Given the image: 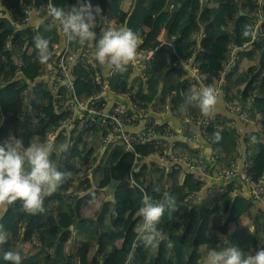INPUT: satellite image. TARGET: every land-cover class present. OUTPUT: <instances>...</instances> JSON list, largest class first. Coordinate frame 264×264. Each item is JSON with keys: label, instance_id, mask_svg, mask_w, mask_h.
Returning a JSON list of instances; mask_svg holds the SVG:
<instances>
[{"label": "trees", "instance_id": "1", "mask_svg": "<svg viewBox=\"0 0 264 264\" xmlns=\"http://www.w3.org/2000/svg\"><path fill=\"white\" fill-rule=\"evenodd\" d=\"M44 1L48 0H0V10L3 13V16L0 17V141L11 133L22 139L26 147L33 137L41 140L46 139L47 133L54 130V126L67 117V113L55 112L54 97L48 85L37 79L41 64L37 57L39 52L34 43L36 36H42L48 41L57 43L61 41V37L55 34L54 28L43 24L38 25L36 31H33L31 27H17L13 23V18L16 15L25 16L24 12L28 9V3L32 2L31 6L37 7ZM52 1L55 6L65 10L77 2V0ZM81 2H90L93 7L99 5L102 9L101 16H97L94 21L93 30L96 34L101 32L102 19L123 21L124 26L139 34L141 42L138 49L153 52L152 59L146 68V81L131 69L115 75L110 80L113 91H128L131 94V100L143 103L144 107L153 106L156 111L162 110L170 97L173 105L185 102V94L191 86V76L185 70L172 69V63L176 59V54H192L193 44L189 39L193 32L198 31L196 27L198 21L205 26V37L201 41L203 51L199 53L200 57H198L204 76L220 75L221 61L228 58L231 43L250 44L249 47L252 46V50H242L240 54H245L249 58L253 51L258 52L261 57L259 66L264 68V37L259 41H252L248 16L255 10L252 0H209L203 8L200 5L201 0H81ZM231 21L234 22L231 30L232 36L229 35L227 29V24ZM246 26H248L247 35L245 34ZM262 28L264 32V23ZM162 30L166 31L169 41L173 37L175 38L173 46L168 45V47L160 39ZM8 40L12 46L9 49L5 48ZM21 41H24V46L20 51L18 46ZM72 41L76 47L83 46V42H80L79 39ZM84 42L86 45H92L94 40ZM19 51L21 54L18 53ZM17 60H23L25 63L19 75L15 73ZM238 60L229 69L228 79L230 83H241L237 91L239 100L246 107L250 117L263 118L264 128V88L260 89V82H258L255 72L249 77L247 71H242L247 67L253 68L252 71H254L258 65L250 60L239 69ZM92 71L91 67H78L77 91L79 94L90 95L95 91V84L91 77ZM171 83L175 86H171ZM30 90L31 93L34 92V96H28L26 100L25 97L30 94ZM226 91L230 92L229 83L226 86ZM255 91L259 95L256 96V100L253 98L248 100ZM174 92L175 94H173ZM114 94L117 96V93ZM25 100L28 104L39 101L43 105V116L39 125L27 123L21 126L19 131H15L14 128L9 129L8 117H15ZM115 102L117 101L113 103ZM247 106L251 110L250 112ZM178 111L181 109L178 108ZM185 112L189 114L201 113L200 110ZM225 118L227 119V117ZM163 127L158 124L159 129H163ZM87 134L96 135L95 140L92 137V146H89L85 141L84 135ZM244 134V137L248 136L259 151L264 150V142L261 140L264 133L252 129ZM106 135L105 126L99 123L85 128L78 136L74 130L67 140L68 143L74 141L71 149H68V153H62L59 150L53 153L51 159L55 164L57 163L58 169L70 173V176L55 191V195L45 198L43 213L32 215L25 212L21 201H16L12 205L0 206V224H3L8 236L6 243L0 244V264H9L3 260V251H8L11 248L13 238L16 239L19 236L20 229L24 224H26V228L22 240L38 241L36 245L41 244L46 252L51 248L55 250L54 256L47 254L44 258H41L40 254L21 256V264H52L53 260L66 261L64 243L57 231H66L72 226L77 230L76 243L79 246V250L74 256L79 258L81 264H86L88 254L93 251L95 245H99V248L91 259V263L130 264L128 256L135 242L138 245L135 247L132 264L144 262H148V264H203L205 259L203 249L207 245L224 246L225 239L217 234L214 226L210 225L212 223L208 219L209 212L210 216H213L212 213H219L225 207L227 208V220L244 223L243 216L248 209L251 197L243 193L230 195L231 184L227 185L220 194L204 199L208 201L201 207L203 215L200 219H196L193 214L198 204L195 207L189 206L195 209L192 210L191 217L187 220L176 216V213L183 208L186 202H189V199L186 200V198L190 194H199L203 190L204 183L199 181L194 173L186 170L180 172L181 170L178 169L171 173L168 172V174L162 170L158 180L150 181L141 179L139 173L137 175L139 186L134 189L130 188V170L135 154L133 151L126 150L121 142H112L107 145L104 154L100 155V161L92 173V178L86 179L87 187L77 193L74 198H69L71 197L69 191L74 181L71 173L79 174L84 171L83 166L74 169L75 163L84 161L90 156L100 141L102 144V139ZM62 137L60 136V138ZM241 137L243 136L238 132V129L233 128H223L212 133L213 142L210 145L218 156L214 162L215 167L225 168L232 165L218 163V161L223 162L228 154L236 150ZM57 148L59 149V146ZM137 150L143 155L139 166L140 170L144 167V159L154 154L155 148L149 145H139ZM259 151L253 152L251 155V166L258 176L264 173V169H259L261 164L257 165L261 161ZM183 174L185 176L182 180ZM112 178L122 180L116 192L115 202L104 203L101 200V206L93 215L84 214V208L91 204L92 192L90 190L93 185L99 188L94 193L99 192L102 196L105 192L100 189L106 186ZM165 179L172 180V184L169 186L166 183L158 185L159 181ZM165 192L175 198V210H166L157 227L172 241L173 247L170 249L167 247L166 241L162 242L157 248L156 259L152 260L156 248L145 247L142 242H138L137 224H134V221L145 194L154 200H162ZM52 196H54L53 206ZM212 205L213 208H211ZM195 213L197 214V212ZM32 229H36L35 238L30 234ZM10 234L12 236H9ZM226 238L228 239L226 246H236L241 249L239 245L241 235L238 232L232 233V235L229 232ZM255 240L258 241L257 236ZM118 241H122L121 247L116 246ZM241 250L247 254L243 249ZM168 251L171 253L169 259L167 258ZM98 256L103 257L102 261H98Z\"/></svg>", "mask_w": 264, "mask_h": 264}, {"label": "built area", "instance_id": "2", "mask_svg": "<svg viewBox=\"0 0 264 264\" xmlns=\"http://www.w3.org/2000/svg\"><path fill=\"white\" fill-rule=\"evenodd\" d=\"M208 1L201 0L200 5L202 8ZM31 3H28V9L24 12V17L14 15L13 23L17 27H31L33 31H36L38 25L43 24L54 28L55 34L61 37V41L58 43L49 41L50 59L43 63L41 60L39 61L41 68L37 79L48 85L54 97L55 112L59 114L67 113V117L64 120H60L54 126V130L52 129L47 133L46 139L52 140L57 146H60V142H63L64 139H69L72 131L75 130V134L78 136L85 128L92 127L101 121L100 125L105 126L107 132V135L102 139V145H107L110 140V143L121 142L126 150L133 151L135 154L134 163L130 170V188L133 189L139 186L137 175L139 174L138 169L143 155L137 150V146L149 145L155 148L153 155L165 164L162 168L166 169L167 172L186 169L188 172L194 173L196 178L204 183L203 188L206 189L210 188L209 185L214 182L220 183L223 186L222 189L231 184V190L234 192H239V190L246 188L251 200L258 205L259 214L264 213V173L259 176L256 175L251 163L248 162L244 165L233 163L225 168L215 167L214 162L218 156L214 150L209 156L203 148L197 151L185 149L184 146L174 140L175 134L171 126L163 125V129H159L158 124L160 122L155 117V115L170 114L173 117H179L185 123L198 125L208 143L211 144L213 142L212 133L224 128V126L220 125L219 117L214 112L208 116L202 113L189 114L187 112H179L171 104V97L167 99L164 109L156 111L153 106L144 107L143 103L133 102L128 91L121 90L116 92L111 89L110 80L115 75L129 69L137 72L140 78L146 81V68L152 59V51L146 52L138 49L136 60L129 64L125 71H117L106 65H100L94 57L97 42L103 32L109 27L120 28L118 21H105L102 19L101 32L96 34L93 44L86 45L83 42L82 47H76L72 40L69 41L62 34L58 22L47 15L50 6L54 5L52 0L44 1L37 7L31 6ZM252 3L255 5V10L248 15L252 41H259L264 37L262 28L264 23V0H252ZM73 5H77V2L68 6L66 11L70 10ZM33 15L40 19L39 23H32ZM1 16H3L2 12L0 13ZM121 27H124V25ZM196 27L198 31L189 39L193 44L191 47L192 54H176L172 69L187 71L191 76L192 89H199L202 85H211L218 89L222 97L227 100L226 106L230 113L243 122L252 121L246 107L241 102L229 99V92L227 93L226 91L228 83L225 78L231 66L239 59L240 51L248 50L250 44L231 43L228 58L221 61L220 73L222 76L220 74L216 84H213L210 81L212 76H204L198 60V57H200L199 53L203 51L201 41L205 37V26L198 21ZM173 43L171 46L174 45ZM11 47L8 40L5 48L9 49ZM37 57L39 58V55ZM24 66L23 60H20L19 63L17 62L16 75L22 72ZM79 66L93 68L91 77L95 84V91L90 95H81L77 91V70ZM108 92L117 93L120 99L115 103H111L108 99ZM142 121L143 126L140 130H128L130 127L139 126ZM232 124L234 125L235 121H232ZM60 136L63 137L60 138ZM73 144L74 141L68 143V149H70L69 145L73 146ZM134 245L137 247L138 244L135 242Z\"/></svg>", "mask_w": 264, "mask_h": 264}, {"label": "clouds", "instance_id": "3", "mask_svg": "<svg viewBox=\"0 0 264 264\" xmlns=\"http://www.w3.org/2000/svg\"><path fill=\"white\" fill-rule=\"evenodd\" d=\"M101 12L99 5L93 7L90 2L77 0V5L67 11L52 5L47 15L58 22L62 34L69 41L79 39L84 42L96 39L94 21L101 16ZM247 29L248 26L246 35ZM140 42L139 34L126 26L109 27L97 42L95 60L100 65L125 71L136 60ZM34 43L41 62H47L50 59L49 41L36 36ZM221 99L222 94L211 85L190 89L185 94V102L197 106L205 116L215 111ZM58 150L66 153L68 145H60L58 149L52 140L33 137L25 147L22 139L11 133L0 141V206L21 201L25 212L32 215L43 213L45 198L70 176V173L60 171L51 159ZM166 210H175V198L170 193L165 192L162 200H154L147 194L143 196L137 213L141 218L137 225V236L138 242L145 247L158 248L165 241L168 248L173 247L172 241L157 227ZM7 239L4 226L0 224V244L6 243ZM223 245L210 248L203 264H264V247L255 250L254 254H245L239 247L226 246V237ZM135 247L129 252V261L134 258ZM3 260L9 264H21L22 257L19 251L8 250L3 253Z\"/></svg>", "mask_w": 264, "mask_h": 264}, {"label": "crops", "instance_id": "4", "mask_svg": "<svg viewBox=\"0 0 264 264\" xmlns=\"http://www.w3.org/2000/svg\"><path fill=\"white\" fill-rule=\"evenodd\" d=\"M0 13H1V10H0ZM116 21H118V25L120 27L123 26L121 21H119V20H116ZM39 22H40V19L38 17H36L35 15H33L32 16V23L37 24ZM160 39L167 46L168 45L171 46V44L173 43V40H174V38L171 39V41H169L167 39V33L165 30H162V32L160 34ZM249 50L250 51L252 50V46L249 47L248 51ZM250 60L254 61V63H256V65H258L257 69H255L252 72L256 73V77L258 79V82H260V89L264 88V68H261L259 66V63L261 61V57H260V54L258 52L253 51L252 55L249 58H247V55H245V54L244 55L240 54V58L238 60L239 69H241L243 67V65L246 62L248 63ZM172 66H173V64H172ZM247 68H249V67H247ZM242 71H247V70H246V68H243ZM229 73H227L225 75L227 83H229V89H230L229 99L241 102L239 100V97L237 94V91H238L241 83L240 84H238L236 82L230 83V81L228 79ZM221 76H222V74H221ZM218 77L219 76H213L211 82L213 84H216ZM171 86H175V85L171 83ZM190 89H192V86L189 87L188 91ZM172 91H175V90H172ZM173 94H175V92ZM256 96H259V95L255 91L254 94H251V96L248 98V100H251L252 98L256 100V98H257ZM108 99L111 103H113L114 101H118L120 98H119V96H116L114 93L108 92ZM226 102H227V100L222 97L221 102L217 105V107L214 111V114L217 117H219L220 125L224 126V128H227V129H232V128L238 129V132L243 137H241V140L238 141V146H237L236 150H234L230 154H228L224 158L223 162H219L220 161L219 160L218 163H225V164L235 163V164H240V165H244L246 162L251 163L252 162L251 155L253 154V152H258L259 149L254 146L253 142L248 138V136L244 137V135H245L244 133L251 131L252 129H255V130H258V131L264 133V128L262 125L263 124V118L251 116L252 121H250L248 123L243 122V121L237 119V117L234 114H232L228 111L227 106H226ZM175 104H174V107L177 110H178V108L181 109V111H179V112H185V111L196 112V111L200 110L194 104H187L186 102H183L180 104L177 103V105H175ZM247 108L249 110L248 106H247ZM155 117L158 119V122H160L161 125L171 126V128L173 129L174 134H175L174 140L177 141L178 143H180V145L184 146L185 149L197 151L198 149L203 148L208 153V155L211 156V154L213 152L212 145H210L208 143L206 137L202 134L201 128L198 125H195L192 123H185V122L181 121V119L179 117H173L170 114L155 115ZM225 117H227V119ZM232 121H235L234 125L232 124ZM142 126H143V121H142V123H140L139 126L130 127L128 130L129 131H138L142 128ZM192 137H194V138H192ZM261 140L264 142V134H262ZM261 153H264V150L259 151L260 156L262 155ZM143 164H144L143 169L145 171H141L143 169H140V170L138 169V171L141 175L140 178L143 180L146 178L149 179V176L147 174L148 170H153L152 172H154L156 177H158V178L162 174V170H164V172L166 174H168L167 170L162 168L165 166V164L162 163V161L159 160L153 154L148 156L147 158H145L143 161ZM259 164H261L259 166V169L263 170L264 169V158L262 156H261V161L257 165H259ZM157 169L159 170V172ZM183 170L185 171L186 169H182L180 172H183ZM184 176H185V174H183L182 180L184 179ZM158 185H161V184L158 182ZM209 187H210L209 189L203 188V190L199 194L198 193L190 194L189 197L186 198V200L189 199L188 201H191L190 206L193 207L194 205L198 204L196 209L199 208L201 210V207H203L204 204H207V201H208V200H204V199L209 198V197H214L215 195L223 192V189H222L223 186L220 183H216V182L211 183L209 185ZM72 191H69V192H72ZM206 193L209 196H207ZM239 193L240 194L243 193L247 196H250V194L246 188L239 190V192H234L233 190H230V192H229L230 195H235V194H239ZM52 195H55V192ZM103 195H104V193L102 194V196ZM102 196L100 195V198ZM102 199H103V197H102ZM51 201L52 202L54 201V196L51 197ZM91 203H92V200H91ZM53 204H54V202L52 203V206H53ZM100 206H101V204H100ZM224 208H222V210L219 211V213H212V215L215 217L223 215V217L221 219H217L213 216H210V212H209L208 219H209V222L212 223L210 225L212 227L213 226L215 227L217 234H219L220 236L225 238L228 236L229 232L231 233V235H232V233L238 232L239 235H241L239 245H240L241 249H243L247 254H254L255 250L264 247V213L259 214L258 209H257L258 205H256L252 200L250 201L248 209L243 216L245 219L244 223H239L237 221L227 220V217H226L227 208H225V209ZM25 228H26V224H24L21 227L20 232H19V236L16 239L13 238V245L11 246V248L9 250L19 251L21 256H25V257L32 256L35 254H40L41 258H44V256H46L47 254L54 256V250H55L54 248H51L48 250V252H46V250L41 246V244L36 245V243H38V241L22 240V235L25 232ZM30 234L33 235L35 238L36 237V229H32ZM57 234L60 236V238L62 239V242L64 243V255L67 256V260L63 261V262H58V261L53 260L52 264H81L79 261V258L74 256L75 253L79 250V246L76 243L77 230L75 229V227L72 226L69 230H66V231L58 230ZM9 236H12V235L10 234ZM256 236L258 238L257 242L255 240ZM227 243H228V239H227ZM121 245H122V241L116 242L117 247H121ZM219 247H223V246H219ZM98 248H99V245L94 246L93 251L88 254L86 264H93V263H91V259L96 255ZM210 248H218V247H213V246L207 245L203 249L204 258H206V254ZM156 251H157V248L154 249V257L152 258V260L156 259ZM3 252H5V250ZM167 258L168 259L171 258L170 251H168V253H167ZM88 259H89V262H88ZM97 259H98V261H102L103 257L98 256ZM129 263L132 264V260ZM142 264H148V262H146V263L144 262ZM164 264H166V263H164Z\"/></svg>", "mask_w": 264, "mask_h": 264}, {"label": "rangeland", "instance_id": "5", "mask_svg": "<svg viewBox=\"0 0 264 264\" xmlns=\"http://www.w3.org/2000/svg\"><path fill=\"white\" fill-rule=\"evenodd\" d=\"M233 24H234L233 21H231L230 23L227 24V29L229 31L230 36H232L231 30L233 29ZM194 33L195 32L192 33L190 38L193 36ZM23 46H24V41H21L20 45L18 46L20 51L23 48ZM20 51L18 52L19 54H21ZM16 62L19 63L20 60H17ZM246 70H247V73L250 77L253 74V72H252L253 68H246ZM29 92H30V94L27 93L28 95L25 97L26 100L28 99V96L29 97L34 96V92L31 93L32 92L31 90ZM30 95H32V96H30ZM26 100L22 104V108L20 109V111L16 113L15 117H8V121L10 122L9 123V129L14 128L15 131H19L21 129V126H23L27 123H33L37 126L39 125L40 119L43 116V105L40 104L39 101H35L34 103L30 102L28 104V103H26ZM248 111L250 112L251 110L249 109ZM16 134H17V132H16ZM92 137L95 140L96 135L95 134H87L86 136L84 135L85 141L89 146H92V144H93ZM60 143H61V145H65V144L68 145V141L66 139H64V141L60 142ZM69 147L71 149L72 145H69ZM103 148L104 147H102V144L100 141L99 144H97L96 148L94 149V152L90 156H88L84 161H80V162L75 163L74 169H79L80 167L83 166L84 171L79 173V174L76 172L71 173V175H73L74 181L72 183V187H71L72 189L70 190V191H72V190L73 191L69 193V194H71V197H69V198H74L77 195L76 193L81 192L83 189H85L87 187L88 184L86 182V179L91 178V174L97 168L98 163L100 161V155H102V153H103V151H102ZM67 153H68V151H67ZM261 154H262L261 156L264 158V153H261ZM56 165H57V163H56ZM71 167L73 168V164L71 165ZM142 171H145V170L143 169ZM152 171L153 170L147 171L149 179L146 178V179H144L145 181H150L152 179H157V180L159 179L158 177H156L155 173ZM158 172H159V170H158ZM159 183L162 185L167 183V185L169 186L172 184V180H169L167 182V179H165L163 181H159ZM90 191L92 192V197H91L92 203L88 206L86 205L87 207L84 208L83 213L86 215L87 214L93 215L100 207V204H101L100 200H102L104 202V200L108 194V192H105L104 195L102 196L103 197V199H102V197L100 198L99 192L94 193L95 190H93V189H91ZM190 203H191V201L186 202V204L183 206L182 209L179 208L180 211L176 213V216H178L182 220H187L188 218H190L191 214H192L191 212L193 210L192 208L189 207ZM193 207H195V205ZM213 207L214 206L212 205L211 208H213ZM194 211L197 212V214ZM194 211H193L194 217L196 219H200L203 215L202 211L199 208L195 209ZM213 217H215V216H213ZM222 217H223V215H220V216H216L215 218L221 219ZM140 220H141V218L138 215H136L134 224L136 223L138 225L140 223Z\"/></svg>", "mask_w": 264, "mask_h": 264}, {"label": "water", "instance_id": "6", "mask_svg": "<svg viewBox=\"0 0 264 264\" xmlns=\"http://www.w3.org/2000/svg\"><path fill=\"white\" fill-rule=\"evenodd\" d=\"M241 13H243V12L241 11ZM100 123H101V121H99V124ZM110 141H109V143H110ZM106 149H107V146L104 147L102 155L104 154V152L106 151ZM91 178H92V174H91ZM121 183H122V180L121 179L112 178L110 180V182L106 186H104V187H102L100 189L103 192H108V194H107V196H106V198L104 200V203L115 202V200H116V192H117L118 187H119V185ZM92 189L93 190H98L99 188L96 185H93Z\"/></svg>", "mask_w": 264, "mask_h": 264}]
</instances>
